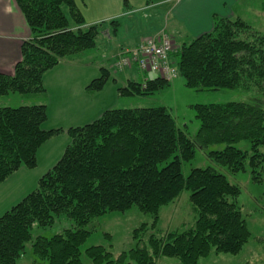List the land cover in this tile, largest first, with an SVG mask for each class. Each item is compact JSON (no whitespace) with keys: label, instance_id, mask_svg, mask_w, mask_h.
Returning a JSON list of instances; mask_svg holds the SVG:
<instances>
[{"label":"trees","instance_id":"1","mask_svg":"<svg viewBox=\"0 0 264 264\" xmlns=\"http://www.w3.org/2000/svg\"><path fill=\"white\" fill-rule=\"evenodd\" d=\"M14 1L31 38L22 43L13 73H0V96L37 98L44 92L43 75L60 59L93 48L101 25L86 24L75 0ZM123 5L126 10V0ZM170 63L191 89H254L264 94V35L240 17L213 15L212 29L184 42ZM154 74L144 83L129 81L117 91L146 96L169 85ZM110 75L102 67L86 88L100 90ZM192 108L199 121L196 142L205 148L224 145L209 150L208 156L232 173L244 171L247 160L252 181L260 183L264 109L244 102ZM47 116L44 103L0 106V184L21 167L34 168L40 146L61 131L43 129ZM65 131L70 140L59 160L39 177L34 189L0 215V264L17 263L34 224L48 227L60 218L69 220L70 226L50 237H35L32 253L45 264H82L80 247L90 233L86 225L132 206L151 215L152 222L133 229L135 246L118 258L101 245L87 247L84 253L93 264H157L162 256L198 264L211 251L235 254L250 238L235 202L237 185L212 167L193 168L183 175L182 162L193 159L194 145L164 106L105 109L95 120ZM241 141L248 142L249 155L235 146ZM183 190L189 191L194 222L161 236L152 233L160 208Z\"/></svg>","mask_w":264,"mask_h":264},{"label":"rangeland","instance_id":"2","mask_svg":"<svg viewBox=\"0 0 264 264\" xmlns=\"http://www.w3.org/2000/svg\"><path fill=\"white\" fill-rule=\"evenodd\" d=\"M242 1L243 0L240 1V4ZM75 2L78 7L83 10L82 1L75 0ZM114 2V0L110 1L109 5L112 6ZM244 7L245 12L244 16H242V19L249 23L260 34L264 35V0H247V4L245 3ZM123 10L126 11L125 7H123ZM89 11L90 8L85 13V16L88 19H93L92 16L89 15ZM115 12L117 13L114 8H104L102 10L96 9L94 11V18L97 16L101 20H105L96 22L100 23L101 27L95 46L88 50L69 55L71 57H67L72 58L71 60L78 61L77 64L90 66V63L87 60L94 57L95 55H98L96 64L107 68L105 58L112 53L111 51L116 43L128 41L130 38H133L131 37L132 35L134 36L136 34L138 36H144L147 34L149 35V31L159 20L155 16L151 17V11L148 10L146 12H140L138 24L135 21L128 23V19L126 18H117L118 23L111 24L109 23L112 21L111 18H116L117 16L111 17L110 19L107 17L108 15H114ZM160 24V27L164 25L162 22ZM154 35H167L172 40L173 51L170 53L171 55L172 53L174 54L176 51H178L179 47L183 44L182 41H177V38L174 35L168 33L164 29L156 32ZM154 35L142 37L139 42ZM123 49L126 48H122L121 50ZM171 55H169V61ZM115 60L116 59H114L113 63ZM174 61H176V58ZM91 68L92 67H89V70ZM134 69L137 70L136 67H134ZM114 70L121 71L125 69L123 68L118 70L114 68ZM175 71L176 74L172 78H164V80L169 82V85L156 91L155 93L142 96L124 95L117 91L120 96L118 99L113 100L112 103L116 105L114 106L116 108L164 106L176 121L177 126L184 132L187 138L191 140L194 145L193 159L187 162H182L183 175H188L190 170L193 168L212 167L216 171L225 175L230 183L239 187L240 193L235 198V202L240 207L243 217L251 231L250 238L239 252L230 254L211 251L208 256L201 258L198 261V264H264V168L260 169L262 181L260 183H255L251 179L250 168L247 164V160L245 163V170L236 173H232L227 169V167L221 166L214 162L213 159L208 156V151L211 149H222L224 145H210L205 148L196 142L195 134L199 127V121L195 117V111L192 108L193 105L201 103L244 102L264 109V94L257 92L254 89H191L184 85V79L178 75L176 69ZM141 73L147 74L151 78L155 76L154 72L142 71ZM111 75L114 74L111 73ZM136 79L139 80L138 82H140L142 76L139 75V77L137 76ZM145 80L146 78H143L141 82L144 83ZM112 81L113 78L110 76L107 84H112ZM114 86L116 89L117 87H124L121 85V81H118ZM144 86L145 85L143 84L142 87ZM106 90L107 88H105L104 94H106ZM102 94L103 92L99 95V98L102 96ZM31 99L32 98H29L28 100L27 98L21 97L17 93L2 95L0 96V106L17 107L18 105L22 104L33 103L30 101ZM235 146L242 151H247L248 155L250 154L249 144L247 141H241ZM40 169L41 167L34 169L33 172L36 175H40L42 173V170L40 171ZM28 174L30 173H24V171H20L16 175L8 178L5 183L0 185V215H2L11 207L10 203L12 200L3 202L5 196L11 193L13 188L17 186L20 188L22 182L25 180V178H27ZM34 185L35 184H32L28 190L33 189L32 187ZM195 217L196 215L189 201V191L183 190L173 201L160 208L159 223L154 228V230L150 231L155 233L157 236H161L168 231L180 229L183 225L184 227L191 225L194 222ZM151 222L152 216L142 213L135 206H132L130 209L124 212L105 213L104 215L95 218L86 225V229H88L90 233L86 238V241L80 247L82 251V264H93L84 253V250L92 245H101L112 254L114 259L118 258V256L123 251H127L129 248L135 246V241L131 237L133 229L138 227L141 223H147L149 225ZM70 224V221L65 218H60L52 226L43 228L34 224L31 230V240L26 244L25 251L18 259L16 264H45L43 261L37 259L32 253V241H34L35 237L37 236L50 237L55 233H59L64 228L69 227ZM147 236L148 235H145L143 237V240L139 244L140 247L144 246ZM156 262L157 264H180L177 258L165 256L157 258ZM131 264L135 263L131 262Z\"/></svg>","mask_w":264,"mask_h":264},{"label":"crops","instance_id":"3","mask_svg":"<svg viewBox=\"0 0 264 264\" xmlns=\"http://www.w3.org/2000/svg\"><path fill=\"white\" fill-rule=\"evenodd\" d=\"M81 1L83 10L80 7L78 8L86 24L105 20H101L97 16L94 18V11L104 8H114L117 11L114 15H108L107 18L109 19L117 16L116 19L126 18L128 23L135 21L138 24L140 12L149 10L151 11L150 16H155L159 20L151 28L149 35H132V39L114 45L112 53L105 58L107 69L110 74H114L110 75L113 81L112 84L106 82L100 91L92 92L86 88L91 80L101 74L102 67L96 64L98 55L87 60L90 66L77 64L78 61L69 58L71 56L62 58L57 65L43 75L44 92L42 96L32 98L30 101L46 105L48 116L42 124L43 129L60 128L61 131L40 146L36 156L37 164L34 168L21 167L11 175H16L20 171L30 173L22 182L20 188L18 186L13 188L11 193L5 196L3 202L12 200L11 206L32 190H28L32 184H35L32 187L34 189L39 177L59 160L70 140L65 131L68 127L84 125L98 118L105 109L116 108L112 101L120 96L117 89L114 88L118 81H121V85L125 86L129 81L138 82L139 80L136 77H139V75L142 76V79L151 78L147 74L137 71L134 67L121 71L114 70L112 63L119 50L122 48L131 49L137 45L142 37L154 35L162 29L174 35L177 41L187 42L192 37L212 29L213 15L232 19L242 18L245 12V3L247 4V0H243L241 4V0H153L150 4L146 3V0H126L128 10L124 11V0H114L112 6L109 5L112 0ZM89 8V15L93 19H88L85 16ZM161 22L164 24L162 27H160ZM30 38L31 31L15 1L0 0V73H13L15 64L21 60L22 43ZM89 67L92 68L89 70ZM105 88H107L106 94H104ZM102 92L103 94L99 98ZM27 99L29 100V98ZM39 167H41L40 171L42 170V173L36 175L33 170ZM8 178L1 184L5 183Z\"/></svg>","mask_w":264,"mask_h":264},{"label":"built area","instance_id":"4","mask_svg":"<svg viewBox=\"0 0 264 264\" xmlns=\"http://www.w3.org/2000/svg\"><path fill=\"white\" fill-rule=\"evenodd\" d=\"M173 42L167 35H154L139 42L132 49L121 50L113 67L121 70L136 67L138 71H149L165 79L175 76V67L169 61Z\"/></svg>","mask_w":264,"mask_h":264}]
</instances>
